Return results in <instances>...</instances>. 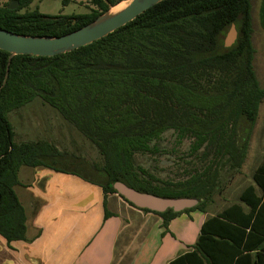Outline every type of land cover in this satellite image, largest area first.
<instances>
[{"label": "trees", "instance_id": "trees-1", "mask_svg": "<svg viewBox=\"0 0 264 264\" xmlns=\"http://www.w3.org/2000/svg\"><path fill=\"white\" fill-rule=\"evenodd\" d=\"M10 1L0 3V28L60 36L123 0H88V12L70 15L29 10L34 0H17L18 7L9 9ZM260 18L264 26V0ZM232 24L237 38L226 47ZM253 33L252 0H162L69 52L10 60L0 49V235L9 243L26 239L27 214L15 191L22 166L76 174L100 185L105 196L118 194L113 183L121 181L162 197L199 200L179 212L140 208L162 217L165 228L182 213L206 212L223 190L224 172L243 166L264 99ZM35 99L55 108L96 148L101 162L66 156L45 139L14 141L9 113ZM167 130L178 142L191 139L188 153L198 165L180 181L158 184L136 155L157 150L152 142ZM253 180L238 202L209 216L197 241L168 264H264V154Z\"/></svg>", "mask_w": 264, "mask_h": 264}, {"label": "crops", "instance_id": "crops-1", "mask_svg": "<svg viewBox=\"0 0 264 264\" xmlns=\"http://www.w3.org/2000/svg\"><path fill=\"white\" fill-rule=\"evenodd\" d=\"M28 124L24 135L33 136ZM19 180L26 239L9 243L0 235V264H168L197 241L209 217L194 210L165 228L159 215L117 193L105 196L100 185L76 174L22 166Z\"/></svg>", "mask_w": 264, "mask_h": 264}, {"label": "rangeland", "instance_id": "rangeland-1", "mask_svg": "<svg viewBox=\"0 0 264 264\" xmlns=\"http://www.w3.org/2000/svg\"><path fill=\"white\" fill-rule=\"evenodd\" d=\"M8 0H1L6 3ZM253 3V43L256 49L254 67L260 84L264 86V27L260 21L261 0H252ZM123 4L121 7H123ZM88 0H72L64 6L62 0H34L29 10L36 7L42 13L49 15L85 13L90 10ZM227 36V34H226ZM225 36V38H226ZM224 38V45H225ZM9 117L17 130L14 141L27 140L24 135L25 122L32 121V127L28 130L34 135L33 139H45L56 143L66 156L82 158L90 163L101 162V157L96 148L86 140L61 114L47 103H42L40 99L26 104L22 108L10 112ZM29 125V124H28ZM21 126V127H20ZM32 129V130H31ZM20 137V138H19ZM190 138H184L178 142L177 134L173 130L165 131L161 137L152 142L157 146V150L136 155V162L156 179V183H175L182 180L196 167L197 160L190 155ZM155 146V147H156ZM264 154V99L260 104L259 115L253 125L249 140L247 156L239 171L226 170L224 172V185L221 193H215L212 202L207 206L206 212L200 215L211 216L221 211L233 202L239 201L242 190L249 184H253V172L262 160ZM79 166L78 163L75 164Z\"/></svg>", "mask_w": 264, "mask_h": 264}, {"label": "water", "instance_id": "water-1", "mask_svg": "<svg viewBox=\"0 0 264 264\" xmlns=\"http://www.w3.org/2000/svg\"><path fill=\"white\" fill-rule=\"evenodd\" d=\"M124 1H126V5L120 9L113 11L112 8L115 7L113 6L84 26L60 36L25 35L0 28V49L10 53V60L13 55L17 54L54 56L69 52L106 36L162 0H123L122 2ZM18 5L17 0H11L8 8L16 9ZM236 38L237 29L232 24L225 38V46L230 47ZM113 187L118 194L136 207L156 212H165L168 209L179 212L199 203L196 198H168L142 192L121 181H115Z\"/></svg>", "mask_w": 264, "mask_h": 264}, {"label": "bare ground", "instance_id": "bare-ground-1", "mask_svg": "<svg viewBox=\"0 0 264 264\" xmlns=\"http://www.w3.org/2000/svg\"><path fill=\"white\" fill-rule=\"evenodd\" d=\"M124 3H126V1H124V2L120 3L119 5H117V6L113 7V8H112V10H113V11H115V10H118V9H120V8H121V6H122Z\"/></svg>", "mask_w": 264, "mask_h": 264}]
</instances>
